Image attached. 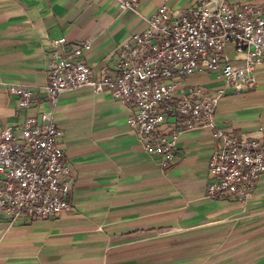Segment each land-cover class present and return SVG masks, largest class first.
<instances>
[{"label":"crops","instance_id":"1","mask_svg":"<svg viewBox=\"0 0 264 264\" xmlns=\"http://www.w3.org/2000/svg\"><path fill=\"white\" fill-rule=\"evenodd\" d=\"M199 1L139 0L135 12H122L113 0H0V128H19L27 117L41 125L51 115L71 169L69 212L13 224L0 215V264H264V174L245 204L207 199L208 162L219 147L209 130L181 134L165 169L127 124L135 107L112 92L42 96L51 40L89 42L82 59L92 77L113 76L117 50L158 7L181 12ZM256 76L254 89L225 94L215 121L264 141V64ZM221 84L196 75L183 86L214 94ZM11 86L35 91L30 108H19Z\"/></svg>","mask_w":264,"mask_h":264},{"label":"built area","instance_id":"2","mask_svg":"<svg viewBox=\"0 0 264 264\" xmlns=\"http://www.w3.org/2000/svg\"><path fill=\"white\" fill-rule=\"evenodd\" d=\"M113 1L120 11L135 12L139 0ZM145 23L117 50L114 75L98 79L82 59L89 42L68 47L64 38L51 40L42 96L54 102L62 92L84 87L112 92L135 107L127 124L144 152L159 158L165 169L174 161L181 134L209 130L219 147L208 162L206 198L247 203L264 174V141L218 127L215 112L225 94L257 85L256 71L264 64V4L200 0L181 12L160 6ZM199 74L222 84L214 94L184 88L187 78ZM9 93L21 110L30 108L35 95L21 86H11ZM42 120L38 125L27 117L19 128H0V215L11 224L71 210L62 132L51 115L43 114Z\"/></svg>","mask_w":264,"mask_h":264},{"label":"rangeland","instance_id":"3","mask_svg":"<svg viewBox=\"0 0 264 264\" xmlns=\"http://www.w3.org/2000/svg\"><path fill=\"white\" fill-rule=\"evenodd\" d=\"M199 75H204V74H199ZM196 76V75H195ZM191 78V77H190ZM202 86V85H201Z\"/></svg>","mask_w":264,"mask_h":264}]
</instances>
